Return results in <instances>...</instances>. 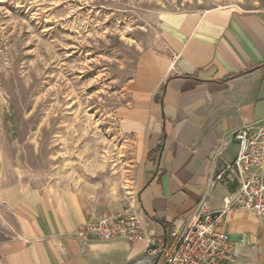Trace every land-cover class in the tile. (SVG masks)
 <instances>
[{"label":"crops","instance_id":"1","mask_svg":"<svg viewBox=\"0 0 264 264\" xmlns=\"http://www.w3.org/2000/svg\"><path fill=\"white\" fill-rule=\"evenodd\" d=\"M118 126L138 151V172L128 200L106 209L63 185L0 191L13 235L0 236V264H162L147 254L152 243H172L201 199L215 147L224 157L244 125L264 118V11L214 8L161 14L139 55L116 110ZM218 185L207 205L222 207ZM130 206L143 239H80V224ZM1 221L3 218L1 217ZM224 229L234 246L232 264H264V221L228 211Z\"/></svg>","mask_w":264,"mask_h":264},{"label":"rangeland","instance_id":"2","mask_svg":"<svg viewBox=\"0 0 264 264\" xmlns=\"http://www.w3.org/2000/svg\"><path fill=\"white\" fill-rule=\"evenodd\" d=\"M264 11V0H0V191L63 185L128 200L139 156L116 117L168 11ZM1 217L3 221H1ZM0 204V236L15 233Z\"/></svg>","mask_w":264,"mask_h":264},{"label":"built area","instance_id":"3","mask_svg":"<svg viewBox=\"0 0 264 264\" xmlns=\"http://www.w3.org/2000/svg\"><path fill=\"white\" fill-rule=\"evenodd\" d=\"M235 155L224 157L225 145L215 147L211 155V173L201 199L186 217L172 243H152L147 254H161L162 264H232L234 246L224 229L228 211L244 210L264 221V118L248 123L233 135ZM227 187L218 210L207 205L211 191ZM80 239L95 236L102 240L123 238L134 242L145 237L136 213L129 206L107 216L80 224Z\"/></svg>","mask_w":264,"mask_h":264}]
</instances>
